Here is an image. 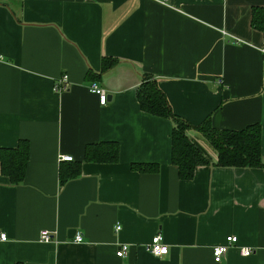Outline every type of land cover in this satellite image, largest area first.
Here are the masks:
<instances>
[{"label": "crops", "instance_id": "0c3cea01", "mask_svg": "<svg viewBox=\"0 0 264 264\" xmlns=\"http://www.w3.org/2000/svg\"><path fill=\"white\" fill-rule=\"evenodd\" d=\"M263 39L264 0H0V148L29 146L20 185L0 173V264H264V167L213 166L215 152L189 129L211 164L180 180L172 121L136 98L149 75L190 126L259 125L264 164ZM102 57L117 63L101 72ZM62 74L69 89L56 94ZM99 143L118 145L116 163L84 161ZM75 163L78 177L60 185ZM139 164L158 170L131 169ZM157 234L162 258L145 249ZM228 236L236 243L214 263L211 248Z\"/></svg>", "mask_w": 264, "mask_h": 264}, {"label": "trees", "instance_id": "16d2710c", "mask_svg": "<svg viewBox=\"0 0 264 264\" xmlns=\"http://www.w3.org/2000/svg\"><path fill=\"white\" fill-rule=\"evenodd\" d=\"M117 63L116 59L102 57L101 72H107ZM136 98L140 109L149 115L169 119L173 123L171 131L170 162L177 168L180 180L187 181L193 176L195 167L210 163L204 152L187 136L189 129L199 132L215 152L213 166L220 168H262L260 158V128L253 124L239 131L215 130L204 120L199 126H190L172 113L170 105L159 89L156 81L149 75H143L137 88ZM119 148L116 143H99L87 146L84 161L89 163L113 164L118 161ZM29 157L27 141H19L16 148H0V173L10 184L20 185ZM72 163V162H64ZM80 163L73 164L67 170L59 171L60 185L78 177ZM138 172H156L157 165H132Z\"/></svg>", "mask_w": 264, "mask_h": 264}, {"label": "built area", "instance_id": "2783aa9c", "mask_svg": "<svg viewBox=\"0 0 264 264\" xmlns=\"http://www.w3.org/2000/svg\"><path fill=\"white\" fill-rule=\"evenodd\" d=\"M162 4H165L168 0H156ZM260 54L264 58V39L259 45L258 48ZM69 89V81L66 74H62L53 85V91L56 94H61L66 92ZM89 92L91 94H94L97 96L99 104L101 106L105 105L108 102V96L106 91L100 87L98 84L92 83L89 86ZM72 157L71 156H61L60 162H71ZM121 229L120 225H117L115 228V231H119ZM6 235L4 233L0 234V241H5ZM83 238L80 234H77L75 236V241L80 243L82 242ZM40 241L43 243H49L52 241L50 234L47 231H42L40 233ZM236 243V237L234 236H228L224 239V243L221 245H217L211 248V258L214 263H218L223 255L226 253L227 249L234 245ZM146 251L151 254L152 256L156 258H162L168 254V246L164 243L163 237L161 234L155 235L150 243L145 247ZM129 251L128 245L121 244L117 251H116V257L118 258H124L127 256ZM250 254V251L248 249H242L240 250L241 256H247Z\"/></svg>", "mask_w": 264, "mask_h": 264}, {"label": "water", "instance_id": "95a60500", "mask_svg": "<svg viewBox=\"0 0 264 264\" xmlns=\"http://www.w3.org/2000/svg\"><path fill=\"white\" fill-rule=\"evenodd\" d=\"M110 98V97H109Z\"/></svg>", "mask_w": 264, "mask_h": 264}]
</instances>
